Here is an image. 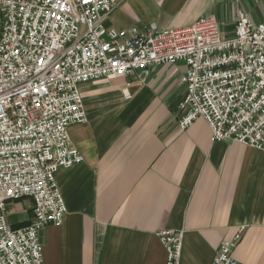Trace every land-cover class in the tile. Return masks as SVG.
Segmentation results:
<instances>
[{
	"label": "crops",
	"instance_id": "crops-1",
	"mask_svg": "<svg viewBox=\"0 0 264 264\" xmlns=\"http://www.w3.org/2000/svg\"><path fill=\"white\" fill-rule=\"evenodd\" d=\"M118 2L108 29L145 33L212 16L231 38L239 12L253 25L264 19V0ZM185 72L176 62L79 84L87 123L68 132L83 161L54 175L66 213L38 233L44 264H165L166 230H184L181 264H210L241 227L237 264H264V152L211 142L202 118L178 127ZM6 216L27 226L33 201L9 203Z\"/></svg>",
	"mask_w": 264,
	"mask_h": 264
},
{
	"label": "built area",
	"instance_id": "built-area-1",
	"mask_svg": "<svg viewBox=\"0 0 264 264\" xmlns=\"http://www.w3.org/2000/svg\"><path fill=\"white\" fill-rule=\"evenodd\" d=\"M118 3L0 0V264H44L38 233L60 225L66 213L54 175L83 161L68 132L87 123L81 83L183 62L185 114L178 127L202 118L211 142L264 152V19L253 25L239 12L231 38L212 16L145 33L108 29L103 21ZM23 198L33 201V217L14 229L7 205ZM243 229L210 264H237L233 251ZM158 238L165 264H181L184 230Z\"/></svg>",
	"mask_w": 264,
	"mask_h": 264
}]
</instances>
